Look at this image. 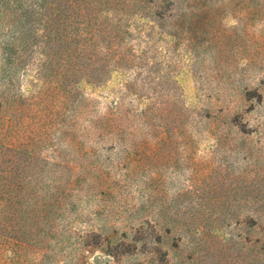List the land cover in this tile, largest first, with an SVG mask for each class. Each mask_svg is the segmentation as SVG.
<instances>
[{
	"label": "rangeland",
	"instance_id": "obj_1",
	"mask_svg": "<svg viewBox=\"0 0 264 264\" xmlns=\"http://www.w3.org/2000/svg\"><path fill=\"white\" fill-rule=\"evenodd\" d=\"M0 264H264V0H0Z\"/></svg>",
	"mask_w": 264,
	"mask_h": 264
}]
</instances>
